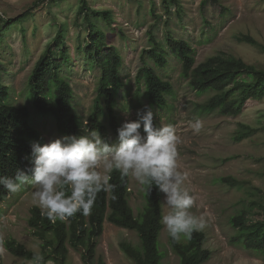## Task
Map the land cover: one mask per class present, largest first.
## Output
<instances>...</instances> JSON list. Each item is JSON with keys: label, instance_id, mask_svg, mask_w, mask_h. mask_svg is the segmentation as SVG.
I'll list each match as a JSON object with an SVG mask.
<instances>
[{"label": "rangeland", "instance_id": "1", "mask_svg": "<svg viewBox=\"0 0 264 264\" xmlns=\"http://www.w3.org/2000/svg\"><path fill=\"white\" fill-rule=\"evenodd\" d=\"M100 11H109L112 23L102 17L96 19L107 35L109 44L123 55L121 76L125 86L117 93L115 110L121 125L137 119V111L150 106L154 125H171L177 136L178 163L188 173L185 187L196 197L191 210L205 220L204 247L211 257L204 264H264V254L247 249L236 242L233 217L248 212L249 220L264 219V98L247 102L237 116L219 111L202 112L201 103L209 100L214 91L200 93L193 89L182 73V61L173 54L165 66L155 64L144 51L151 48L150 34L162 41L170 33L187 40L195 52L196 64L223 52L242 58L246 63L264 68V49L241 41L249 35L264 45V0H179L171 12L165 11L163 0H87ZM80 0H0V17L15 19L27 16L16 24L0 28V80L11 89V100L25 105L31 112V123L42 135L41 143L64 137L57 130L55 117L37 111L28 93L31 71L42 52L49 46L58 30H64L69 60L61 75L73 87V108L88 128V117L94 108L100 69L90 66L84 53L88 29L83 15L78 16ZM81 46V48L79 47ZM142 56L156 72L173 84L167 95L166 107L153 106L143 79L137 74L143 65ZM200 120L203 127L194 134L190 124ZM102 121L108 127L107 140L115 143L117 135L107 116ZM243 126L252 133L237 140L236 132ZM141 131L143 129L141 128ZM231 180H225V178ZM129 201L136 215L146 204L145 185L130 177ZM35 188L22 186L20 191L0 204V264H30L31 258L13 254L7 247L16 241L27 250L43 257V264H59L45 258L49 250H42L43 240L37 237L29 224L35 207L32 194ZM163 194L161 193V202ZM253 206V207H252ZM162 264H180L172 250L166 230L160 234ZM128 242L140 246L137 231L117 226L108 220L103 233L96 240L94 264H136L122 248ZM65 264H87L84 248L68 243Z\"/></svg>", "mask_w": 264, "mask_h": 264}, {"label": "trees", "instance_id": "2", "mask_svg": "<svg viewBox=\"0 0 264 264\" xmlns=\"http://www.w3.org/2000/svg\"><path fill=\"white\" fill-rule=\"evenodd\" d=\"M207 2L208 0H204L203 4ZM163 4L165 11L170 13L173 4L178 7L179 0H163ZM81 15L88 29V37L84 41L85 56L90 66L98 67L101 72L97 97L87 125L89 130H95L107 139L108 127L102 121L104 115L108 117L109 125L116 135L121 126L115 103L117 93L125 86L121 76L124 58L116 46L109 44L105 31L96 21L102 17L106 22L112 23L110 12L96 10L87 0H80L78 16ZM26 17H0V28L2 23L9 27ZM239 39L264 49V45L249 35H242ZM150 40L151 48L144 53L155 64L165 66L169 62V55L173 54L182 61L183 76L188 79L193 89L200 93L214 91L209 100L199 105L202 112L219 111L225 115L237 116L243 112L248 101L264 98V68L223 52L196 64L194 49L187 40L175 38L170 33L166 35L165 41L152 34ZM68 56L64 30L60 28L31 71L28 93L37 111L55 117L57 130L61 134L82 135V121L73 108V87L61 75L64 64L69 60ZM142 61L137 80H144L151 105L166 107L167 95L174 91L172 82L164 80L144 56ZM1 66L0 64V68ZM30 119V109L25 105L14 104L10 87L0 80V176L11 177L18 169L26 170L30 166V146L36 140H43ZM252 131L251 127L243 126L236 132L237 140L250 135ZM111 176L114 189L98 194L88 217L77 213L67 222L57 221L53 224L41 216L39 208H32L29 224L34 234L43 240L42 250L50 249L45 258L65 264L70 243L76 248H84L83 258L86 263L94 264L96 240L103 233L104 223L108 220L117 226L138 232L140 246L128 242L121 244L125 253L136 264H162L163 255L159 246L162 231L159 222L162 213L161 193L154 185L151 190L145 185L146 204L140 214L136 215L129 201L130 177L121 179L117 172H113ZM8 196L6 190L0 187V204ZM247 213L243 211L233 217L232 223L237 229L234 239L245 248L264 254V219L249 220ZM204 242L205 234L202 231L194 232L191 240L182 238L178 243L170 238V245L179 256L180 264H204L208 261L211 251L204 247ZM7 247L13 254L32 258L33 251L27 250L16 241L8 242Z\"/></svg>", "mask_w": 264, "mask_h": 264}, {"label": "clouds", "instance_id": "3", "mask_svg": "<svg viewBox=\"0 0 264 264\" xmlns=\"http://www.w3.org/2000/svg\"><path fill=\"white\" fill-rule=\"evenodd\" d=\"M190 127L198 134L203 123L196 120ZM83 131L84 135H67L43 145L33 142L30 166L14 176H0V187L11 196L22 186H33V203L55 224L77 213L88 217L98 194L114 189L111 174L117 172L121 179L134 178L149 190L154 185L163 194L159 222L173 241L191 240L194 232L205 228V220L191 211L196 197L184 186L188 173L178 163L175 129L155 126L150 106L117 129L115 143L95 130ZM30 264H43V257L33 252Z\"/></svg>", "mask_w": 264, "mask_h": 264}]
</instances>
